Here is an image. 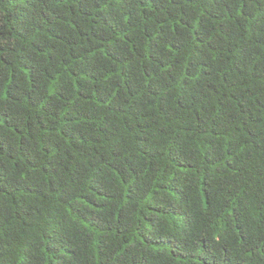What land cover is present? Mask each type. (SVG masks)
<instances>
[{
    "label": "trees",
    "instance_id": "1",
    "mask_svg": "<svg viewBox=\"0 0 264 264\" xmlns=\"http://www.w3.org/2000/svg\"><path fill=\"white\" fill-rule=\"evenodd\" d=\"M0 264H264V0H0Z\"/></svg>",
    "mask_w": 264,
    "mask_h": 264
}]
</instances>
